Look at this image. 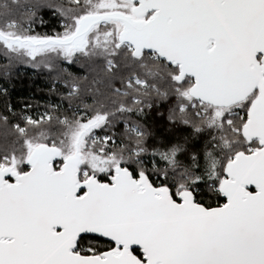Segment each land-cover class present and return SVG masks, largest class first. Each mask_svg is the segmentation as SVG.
Here are the masks:
<instances>
[{
	"label": "snow or ice",
	"instance_id": "6c2138e0",
	"mask_svg": "<svg viewBox=\"0 0 264 264\" xmlns=\"http://www.w3.org/2000/svg\"><path fill=\"white\" fill-rule=\"evenodd\" d=\"M24 7L0 4V56L56 71L69 104L0 112V264H264V0ZM40 8L60 30L33 34ZM153 96L211 133L202 153L146 146Z\"/></svg>",
	"mask_w": 264,
	"mask_h": 264
},
{
	"label": "trees",
	"instance_id": "16d2710c",
	"mask_svg": "<svg viewBox=\"0 0 264 264\" xmlns=\"http://www.w3.org/2000/svg\"><path fill=\"white\" fill-rule=\"evenodd\" d=\"M8 2L13 10V17L24 19L23 13L26 11L25 5L35 3L36 0H17L15 4L11 0H0V4ZM43 21V23H41ZM33 34L44 35L54 34L60 30L59 23L52 16L51 10L48 8H40L37 10L35 23L32 25ZM14 61L9 64V61L3 56H0V112L7 113V106L11 105L13 111L18 116L25 113H34L38 110H47L50 105H60L61 112L68 109L69 102L62 99L64 94L63 81L57 79L56 71H49L43 67L33 68L30 63ZM7 67L8 75L5 76V66ZM58 68L67 69L74 76H84L87 73L81 70L78 64L68 65L66 62H57ZM102 67L98 63L97 70ZM123 74L127 75V70H123ZM55 81V83H54ZM6 89V93L3 91ZM87 103H92L91 96L86 99ZM148 102L152 104L151 108L145 107L142 115H133L132 120L138 121L143 125L144 129L149 133L146 137V146L152 147L167 146L173 143H180L188 149V153H202L206 142L210 139L211 133L207 130L201 133H195L194 129L189 125L182 123H174L168 119L169 110L175 104L174 99L159 100L155 96L148 98ZM78 103V101L73 102ZM30 106V107H29ZM66 114L71 115L68 111ZM12 123L16 120L12 119ZM116 131L123 132V124H120ZM3 128H0V133ZM11 139V137H9ZM182 161H186V155L180 156ZM203 195L199 197L202 202L212 204L223 202L222 199H217L215 194L209 193L208 189L201 185Z\"/></svg>",
	"mask_w": 264,
	"mask_h": 264
},
{
	"label": "built area",
	"instance_id": "2783aa9c",
	"mask_svg": "<svg viewBox=\"0 0 264 264\" xmlns=\"http://www.w3.org/2000/svg\"><path fill=\"white\" fill-rule=\"evenodd\" d=\"M44 111H46V110H38V111L31 113V114L28 113V115L38 116L39 114L43 113ZM100 134L103 135V133H100Z\"/></svg>",
	"mask_w": 264,
	"mask_h": 264
}]
</instances>
